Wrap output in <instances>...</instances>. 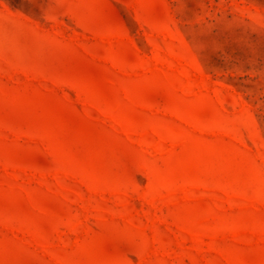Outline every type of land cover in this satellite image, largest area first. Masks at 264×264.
I'll return each instance as SVG.
<instances>
[{
	"label": "rangeland",
	"instance_id": "1",
	"mask_svg": "<svg viewBox=\"0 0 264 264\" xmlns=\"http://www.w3.org/2000/svg\"><path fill=\"white\" fill-rule=\"evenodd\" d=\"M0 264H264V0H0Z\"/></svg>",
	"mask_w": 264,
	"mask_h": 264
}]
</instances>
